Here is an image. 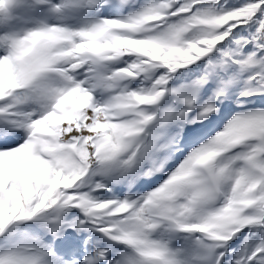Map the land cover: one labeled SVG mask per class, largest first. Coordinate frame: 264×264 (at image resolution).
<instances>
[{
    "label": "snow or ice",
    "instance_id": "snow-or-ice-1",
    "mask_svg": "<svg viewBox=\"0 0 264 264\" xmlns=\"http://www.w3.org/2000/svg\"><path fill=\"white\" fill-rule=\"evenodd\" d=\"M0 264H264V0H0Z\"/></svg>",
    "mask_w": 264,
    "mask_h": 264
}]
</instances>
